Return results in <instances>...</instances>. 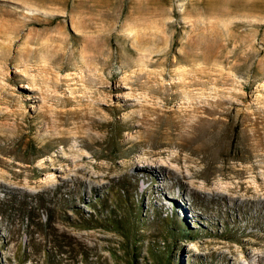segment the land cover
<instances>
[{
	"label": "rangeland",
	"instance_id": "obj_1",
	"mask_svg": "<svg viewBox=\"0 0 264 264\" xmlns=\"http://www.w3.org/2000/svg\"><path fill=\"white\" fill-rule=\"evenodd\" d=\"M165 251L264 264V0H0V264Z\"/></svg>",
	"mask_w": 264,
	"mask_h": 264
},
{
	"label": "trees",
	"instance_id": "obj_2",
	"mask_svg": "<svg viewBox=\"0 0 264 264\" xmlns=\"http://www.w3.org/2000/svg\"><path fill=\"white\" fill-rule=\"evenodd\" d=\"M135 223H138V220L136 218L134 219V224ZM153 264H173V262L171 260V257L169 255V253L167 251H165L161 255L156 256L155 258H153Z\"/></svg>",
	"mask_w": 264,
	"mask_h": 264
}]
</instances>
